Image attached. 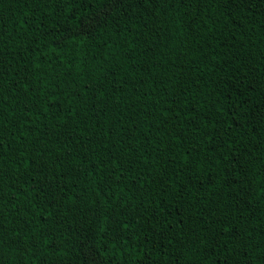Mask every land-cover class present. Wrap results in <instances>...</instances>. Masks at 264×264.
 I'll list each match as a JSON object with an SVG mask.
<instances>
[{
    "label": "trees",
    "instance_id": "obj_1",
    "mask_svg": "<svg viewBox=\"0 0 264 264\" xmlns=\"http://www.w3.org/2000/svg\"><path fill=\"white\" fill-rule=\"evenodd\" d=\"M0 0V264H264V3Z\"/></svg>",
    "mask_w": 264,
    "mask_h": 264
},
{
    "label": "snow or ice",
    "instance_id": "obj_2",
    "mask_svg": "<svg viewBox=\"0 0 264 264\" xmlns=\"http://www.w3.org/2000/svg\"><path fill=\"white\" fill-rule=\"evenodd\" d=\"M145 0H79L77 3V12H80V4L90 7L87 14L81 13L78 18L75 14L72 17L73 26L87 34L89 31H95L104 28L108 23L122 17L134 7H140ZM231 3L234 12H243L250 7L264 3V0H226Z\"/></svg>",
    "mask_w": 264,
    "mask_h": 264
}]
</instances>
